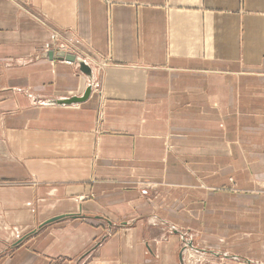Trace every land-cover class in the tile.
<instances>
[{"label":"crops","instance_id":"obj_1","mask_svg":"<svg viewBox=\"0 0 264 264\" xmlns=\"http://www.w3.org/2000/svg\"><path fill=\"white\" fill-rule=\"evenodd\" d=\"M183 166L264 182V0H0V264H183ZM244 197L253 230L198 252L264 264Z\"/></svg>","mask_w":264,"mask_h":264},{"label":"rangeland","instance_id":"obj_2","mask_svg":"<svg viewBox=\"0 0 264 264\" xmlns=\"http://www.w3.org/2000/svg\"><path fill=\"white\" fill-rule=\"evenodd\" d=\"M183 167L190 171L189 173L194 178L193 181L195 184L186 182L188 185H186V187L180 186L181 189L179 193H167L168 197L174 195L171 197L173 203L162 204L165 205L166 209L171 210L172 213L175 212V218H172V220L167 219L165 212L158 216H162V221L165 220L164 222H167V226L163 225L166 231L169 229L172 231L169 226V223H171V225L175 227L174 229L179 228L181 231H185L192 236L193 240L190 243L185 242V240L180 242L181 247L185 249L182 255L184 258L183 264H248L241 260L234 261L231 258L214 257L211 254H206L204 256L198 252L197 247L203 245L215 248V246L218 245L221 247L220 249H227V247H229L227 244H229L230 237L242 232L250 233L253 229L242 219L245 217V214L249 213V216L252 214L250 206L243 204L242 210L239 211H230L227 207L232 201L244 202L246 200L244 196H263L264 182L255 180L252 185L245 184L241 183L245 182L244 179L241 182H237L234 176L228 175L220 183H214L207 180V178L209 176L214 177L213 175L219 173L221 168L225 169L227 166H217L216 171L213 166L207 168V171L204 169L205 166L204 168L203 166H199L196 169L194 168L195 166ZM127 180L130 181L125 182V186H135L139 188L141 198L147 202L160 196L159 188H169L170 186L175 188L176 185H179L178 183H173V185L165 183L161 177H158L156 181L143 176L130 177ZM139 184L140 186L138 187ZM162 184H167V186ZM167 196L166 199L169 200L170 198L168 199ZM239 197H241L242 200ZM82 198L84 199L85 196L78 197L79 200ZM159 199L166 200L161 199V197ZM152 211L161 214V211L153 206ZM193 211H196V213L194 214ZM183 212H185L186 216L181 217ZM152 215H155V213ZM217 238L219 240H217ZM198 240H204L205 242L198 243Z\"/></svg>","mask_w":264,"mask_h":264},{"label":"water","instance_id":"obj_3","mask_svg":"<svg viewBox=\"0 0 264 264\" xmlns=\"http://www.w3.org/2000/svg\"><path fill=\"white\" fill-rule=\"evenodd\" d=\"M60 55H61V57H64V54L61 53ZM61 57H60V58H61ZM62 59H63V58H62ZM78 62H79V65H80V66H82V67H84V68L87 67L82 61H78ZM54 219H56V218H54Z\"/></svg>","mask_w":264,"mask_h":264}]
</instances>
